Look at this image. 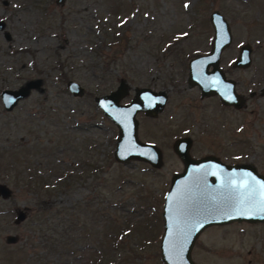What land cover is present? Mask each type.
I'll return each mask as SVG.
<instances>
[{"label": "rangeland", "instance_id": "rangeland-1", "mask_svg": "<svg viewBox=\"0 0 264 264\" xmlns=\"http://www.w3.org/2000/svg\"><path fill=\"white\" fill-rule=\"evenodd\" d=\"M214 10L232 33L222 67L237 81L238 92L246 97L255 92L238 110L224 108L215 97L201 99L198 87L187 83L189 59L210 49ZM0 20L5 22L0 30V152H16L0 160V183L12 190L9 199L0 198V264H16L15 251L29 234L27 222L38 207H71L96 197L106 184L89 170L70 188L54 189L38 200L22 186L29 167L57 182L63 172L79 174L83 163H103L113 224L132 227L128 242L138 243L133 264H164L159 251L164 196L172 176L183 169L172 150L177 138L192 139V157L211 154L229 164H251L264 175V96L259 93L264 0H0ZM247 43L253 48L251 65L232 69L239 47ZM122 79L129 85L123 103L137 87L168 95L157 117L137 114L139 139L161 150L159 168L113 157L118 130L94 97L115 90ZM68 80L78 82L84 95L74 97L66 88ZM30 83L35 87L29 94L5 110L1 91ZM17 209H26L27 217L14 224ZM7 234L18 235L19 241L5 243ZM191 254L195 264H264V223L210 226Z\"/></svg>", "mask_w": 264, "mask_h": 264}, {"label": "water", "instance_id": "water-1", "mask_svg": "<svg viewBox=\"0 0 264 264\" xmlns=\"http://www.w3.org/2000/svg\"><path fill=\"white\" fill-rule=\"evenodd\" d=\"M62 1L57 0L59 3ZM209 20L213 28L211 47L207 54L189 60L188 85L197 86L202 96L217 95L224 105L240 109L244 100L236 92L235 80L226 78L219 67L222 51L232 42L229 23L217 10L212 11ZM4 28L5 22L0 20V30ZM4 36L10 39L9 33L5 32ZM252 49L250 44H242L233 66L248 68L252 63ZM33 87L35 84L30 83L26 87L2 90L5 110L13 108ZM66 88L74 97L85 93L74 80H68ZM259 93L264 96V85ZM128 94L129 85L122 79L115 90L94 97L95 105L118 130L113 157L123 164L141 161L159 168L163 164L161 150L155 144L139 139L137 114L157 115L166 103V93L137 87L128 103L121 102ZM192 143L190 137H181L172 144L183 169L172 176L164 196L163 231L159 242L160 258L164 264H195L191 254L194 243L210 226L235 222L264 223V175L251 164H229L211 154L192 157ZM11 196V188L0 183V198L7 200ZM26 217V209H17L13 223L19 224ZM4 240L7 244H16L19 236L7 234Z\"/></svg>", "mask_w": 264, "mask_h": 264}, {"label": "trees", "instance_id": "trees-1", "mask_svg": "<svg viewBox=\"0 0 264 264\" xmlns=\"http://www.w3.org/2000/svg\"><path fill=\"white\" fill-rule=\"evenodd\" d=\"M22 151L23 149L20 152ZM8 152L9 150L0 152V160H4L9 153L15 157L16 152ZM29 169L22 186L38 200L54 189L70 188L72 182L86 178L89 170L96 171V178L107 185L101 184L96 197L89 195L82 202L68 208L38 207L27 222L29 234L15 251L16 264H133L131 256L137 254L138 243L128 242L133 236L132 227L125 225L123 229H119L113 224L108 206L110 200L104 194L110 183L108 184L107 170L103 163L97 166H86L83 163L78 168L79 174L63 172L57 182H50L38 175L36 169ZM110 204L114 205L113 202ZM2 216L4 213L0 210V217ZM82 258H86V261L82 262Z\"/></svg>", "mask_w": 264, "mask_h": 264}, {"label": "flooded vegetation", "instance_id": "flooded-vegetation-1", "mask_svg": "<svg viewBox=\"0 0 264 264\" xmlns=\"http://www.w3.org/2000/svg\"><path fill=\"white\" fill-rule=\"evenodd\" d=\"M213 38V37H212ZM212 41V40H211ZM210 47H211V44H210ZM210 50V49H209ZM209 52V51H208ZM207 52V53H208ZM223 52V51H222ZM207 53H205V54H207ZM205 54H198V55H195V56H193V57H196V56H200V55H205ZM222 53H221V55H220V58H219V67H220V69L222 70V72L225 74V77L226 78H229V77H227V72H226V70L222 67ZM193 57H191V58H193ZM190 58V59H191ZM189 59V60H190ZM188 63H189V61H188ZM233 64H234V62L231 64V68L232 69H240V68H237V67H234L233 66ZM187 69H188V64H187ZM209 70H211V67H209ZM189 72V71H188ZM187 79H188V76H187ZM232 79V78H231ZM234 80V79H233ZM188 83V82H187ZM237 85H238V83H237V81L235 80V88H236V92L238 93V94H240L241 96H242V98H243V100H244V105H243V107L242 108H244L245 106H246V103H247V101H248V98H251V97H253L254 95H255V92H249V94H248V97H246L244 94H242V93H240V92H238V90H237ZM264 85V84H263ZM189 86V85H188ZM197 87V86H196ZM263 87V86H262ZM261 87V88H262ZM145 88H148V87H145ZM261 88H260V90H261ZM151 89V88H150ZM199 89V88H198ZM153 90V89H152ZM153 91H155V90H153ZM155 92H160V91H155ZM199 92H200V98L201 99H204V98H207V97H215V98H217L218 100H219V102H220V104L224 107V108H232V109H237V108H235V107H233V106H226V105H224L221 101H220V99H219V97L217 96V95H210V96H202V94H201V91H200V89H199ZM166 97H167V99H166V103H167V101H168V95H167V93H166ZM132 99V98H131ZM166 103H165V105H164V107H163V109L165 108V106H166ZM163 109L160 111V112H162L163 111ZM241 109V108H240ZM238 110V109H237ZM160 112H158L157 113V115H155V116H147V115H145V113L144 112H140V113H142L143 115H144V117H146V118H150V119H152V118H155V117H157L158 115H159V113ZM138 125H139V123H138ZM184 137H188V136H184ZM181 138V137H180ZM193 144V143H192ZM192 148V147H191Z\"/></svg>", "mask_w": 264, "mask_h": 264}]
</instances>
